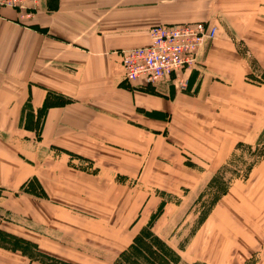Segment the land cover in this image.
<instances>
[{"label": "crops", "instance_id": "obj_1", "mask_svg": "<svg viewBox=\"0 0 264 264\" xmlns=\"http://www.w3.org/2000/svg\"><path fill=\"white\" fill-rule=\"evenodd\" d=\"M27 4L32 8L30 18H24L23 11L0 6V149L1 135H9L28 142L35 159L43 163H66L65 157L49 155L61 147L67 157H85L98 166L96 160L102 155L90 137L105 143L108 134L113 138L118 132L94 129L91 121L96 114L100 118L108 114L121 129L131 128L130 150L137 155L141 151V161L135 158L140 165L147 160L155 166L184 165V155H189L213 170L236 142L250 140L253 128L264 123V83L247 79L252 66L264 70V0H33ZM185 20L215 27V37L198 50V65L183 74L188 76L186 87L179 91L169 84L155 85L164 90L161 95L125 88L120 51L146 43L152 25ZM93 88L99 95L114 93L120 103L97 98ZM47 92L69 102L48 107L37 133L20 126L23 108L29 106L35 113ZM153 111L161 116L154 117ZM156 127L161 129L155 131ZM161 131L166 136L161 137ZM140 134L147 141L144 148ZM155 145L164 158L156 156ZM178 148L182 157L173 162L171 153ZM136 161L132 159L130 165ZM262 162L252 170L247 186L260 183L257 171ZM180 170L193 176L183 187H192L207 171L182 166ZM10 180L8 173H0V186ZM231 189L238 194L240 187H230L217 200L212 217L230 198ZM6 230L14 229L6 224ZM19 256L0 249V264H27Z\"/></svg>", "mask_w": 264, "mask_h": 264}, {"label": "rangeland", "instance_id": "obj_2", "mask_svg": "<svg viewBox=\"0 0 264 264\" xmlns=\"http://www.w3.org/2000/svg\"><path fill=\"white\" fill-rule=\"evenodd\" d=\"M183 77V86L171 79L163 83L181 91L188 80L187 75ZM247 79L264 83V70L252 66ZM163 83L123 81L125 88L158 95L164 90L155 87ZM91 93L120 103L114 93L99 95L94 88ZM139 112L145 114L142 108ZM153 112L154 117L161 116ZM36 115L26 106L18 124L36 131ZM91 125L118 132L113 138L108 134L105 143L90 137L91 145L102 155L96 160L101 163L98 166L85 157H67L61 147L49 155L65 157L66 163H43L35 159L28 142L1 135L0 173L5 171L11 180L0 186V249L22 256L27 264H114L136 235L147 233L166 244L170 264H264V162L257 171L260 183L245 184L264 159L263 122L253 128L250 140L236 142L224 162L213 170L189 155H184V165L155 166L153 160L140 165L141 151L137 155L130 150V127L121 129L108 114L105 118L96 114ZM157 128L161 129L156 127L155 131ZM143 137L140 134V148L147 143ZM179 148L171 153L173 162L182 157ZM154 151L164 158L158 145ZM132 159L136 165H130ZM181 166L207 171L192 187H183L193 176L181 173ZM18 176L19 180L15 179ZM232 186L240 187L238 194L231 189L230 198L212 217L215 203ZM6 224L14 230L8 232Z\"/></svg>", "mask_w": 264, "mask_h": 264}, {"label": "built area", "instance_id": "obj_3", "mask_svg": "<svg viewBox=\"0 0 264 264\" xmlns=\"http://www.w3.org/2000/svg\"><path fill=\"white\" fill-rule=\"evenodd\" d=\"M33 0H0V6L23 11L30 18ZM215 37V27L204 21L183 24H156L149 27L146 43L120 51V65L127 82L143 85L175 81L185 85L182 73L198 65L197 53L206 40Z\"/></svg>", "mask_w": 264, "mask_h": 264}, {"label": "trees", "instance_id": "obj_4", "mask_svg": "<svg viewBox=\"0 0 264 264\" xmlns=\"http://www.w3.org/2000/svg\"><path fill=\"white\" fill-rule=\"evenodd\" d=\"M67 102H69L68 98L63 97L60 94L47 92L41 106L36 110V118L39 119L37 122L38 125L41 116L48 107L63 105ZM23 126L24 128H27L25 125ZM34 129H38V126ZM214 178L215 177H212L209 184L212 183ZM223 193V191H220V194ZM218 197L219 196H217L215 200H217ZM204 218L205 214L199 218V223H201ZM169 254L170 251L163 241H160L158 238L151 236L150 234L141 233L136 235L133 238V243L118 255V259L114 264H142V262H148L149 264H170L168 262L170 259V257H168Z\"/></svg>", "mask_w": 264, "mask_h": 264}]
</instances>
